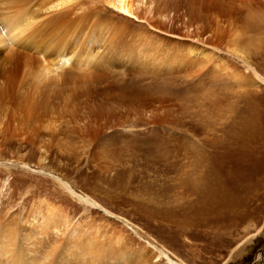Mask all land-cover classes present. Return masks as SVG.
<instances>
[{"label":"bare ground","instance_id":"1","mask_svg":"<svg viewBox=\"0 0 264 264\" xmlns=\"http://www.w3.org/2000/svg\"><path fill=\"white\" fill-rule=\"evenodd\" d=\"M222 52L241 63L246 71L239 72L227 63L216 62ZM0 53V123L2 129L8 128L9 124L14 126L18 135L30 131L33 120L39 124L37 114L40 110L48 113V110L55 109L64 117L73 112L72 117L68 115L67 121L66 118L64 121L60 119L57 125L54 123L59 119L50 120V126L48 120L45 121L52 141H93L98 137L101 146L97 153H109L115 139L121 141L134 136L125 125L112 127L115 124L108 125L109 121H106L126 98L132 95L131 99H136L140 95L141 89L137 88L136 96L122 86L132 76L138 82L147 79L145 86L183 79L191 83L193 89L204 91L203 99L198 101L205 110L223 107L226 99L225 93L221 92L226 87L234 84L238 89L242 87L245 108L250 113L240 121L251 132L250 142L263 133L260 125H263L264 115L259 114L254 96L264 91V77L253 65L256 59L264 60V0H0ZM33 59L43 64L41 70L22 67L23 63L31 64ZM15 84L24 85L21 95L18 94L20 89L16 92L17 88L14 91L17 95L12 93ZM144 93L143 96L147 91ZM138 98L135 101L141 100V104L150 99ZM164 98L160 99V104L155 103V107L159 105L158 109L162 110L163 101L168 100ZM156 99L158 102V97ZM146 104H142V108ZM168 109L161 113L156 108L161 114L146 110L149 111L147 116L149 120L155 116L163 120L173 112ZM76 113L78 117L81 115L79 119ZM43 160L38 158V164H43ZM44 168L40 167L39 171H48ZM197 174L191 182L185 180L184 192L198 196L199 205L204 202L212 204L213 197L219 200L215 196L218 186L211 181L214 179L220 184L215 172L208 177L209 185L206 181H197L201 176ZM52 180L66 194L80 200L84 211L94 208L106 212L88 194L77 193L69 179L54 176ZM8 196L9 185L3 181L0 218L9 223L3 210ZM24 200L21 197L20 202ZM41 206L38 210H31L25 221L28 226L19 229L21 240L16 241L17 234L7 233L1 228L3 225L0 226V264H78L80 259L74 257L75 254L56 256L53 248L42 253L36 247L43 240L59 243L74 232L86 238L82 240L81 248H76L84 249V255L89 258L99 256V252L88 249L98 243L99 247L106 244L115 253L111 258L117 259L119 264H158L159 261L183 264L182 260H174L166 250L148 241L129 249L134 243H125L123 234L109 222L90 218L80 224L79 219L70 218V211L62 209L60 204L44 201ZM23 245L30 247L23 249ZM89 261L86 260L87 264Z\"/></svg>","mask_w":264,"mask_h":264},{"label":"rangeland","instance_id":"2","mask_svg":"<svg viewBox=\"0 0 264 264\" xmlns=\"http://www.w3.org/2000/svg\"><path fill=\"white\" fill-rule=\"evenodd\" d=\"M222 53L216 62L227 63L239 72L246 71L241 63ZM38 61L33 59L31 64L23 63L22 67L41 70L43 64ZM253 66L264 77V60L256 59ZM134 79L132 76L122 85L124 90L136 95L135 92L141 89L140 95L136 96L144 100L150 98L142 100V104L148 105L142 108L141 100L137 102L138 97L131 99V95L115 107V113L108 115V125H125L134 135L121 141L115 139L109 153H97L101 146L98 137L93 141L69 139L65 143L53 142L51 131L46 127L47 124L50 126L48 122L59 119L54 123L57 125L64 118L66 121L69 119V114L64 117L55 109H52L55 113L40 110L37 114L39 124L33 120L36 125L31 124L29 128L33 136L28 133L30 131L18 135L10 124L2 129L3 124L0 123V189L3 181L8 183L9 196L3 210L5 219L10 220L4 223L0 218L1 228L12 235L17 234L18 241L19 229L28 226L25 221L31 210H38L45 201L60 204L62 209L70 211L69 217L79 219L80 224L90 218L109 222L123 234L125 243H134L129 249L138 248L148 241L166 250L174 260H182L183 264H264V122L260 125L262 136L250 142L251 132L240 121L249 112L243 101L245 90L242 92L243 88L238 89L235 84L226 87L221 92L225 93L226 99L222 109L205 110L198 101L203 99L204 91L193 89L191 83L183 79H171L158 86H145L147 79L143 82ZM23 88V84H15L12 93L20 89L18 94L21 95ZM164 97L168 100L163 101L162 110L158 109L159 105L155 107V103L160 104ZM254 97L259 114L262 112L264 115V91ZM165 107L169 108L167 111L173 110L171 116H163L164 121L156 116L155 120L153 117L149 120V111L161 114ZM73 115L72 112L71 117ZM25 133L27 137H24ZM38 158H44L43 164H38ZM40 167L43 170L46 167L48 171H39ZM196 172L201 174L197 181H206L208 185V177L215 172L220 184L214 179L211 181L218 186L215 196L219 200L213 197L212 204L204 202L199 205L198 196L184 192V182H191L198 176ZM52 175L72 181L77 193L88 194L106 212L94 208L84 211L81 201L66 194L52 180ZM21 197L25 199L22 203ZM83 237L74 232L59 243L43 240L36 247L42 253L53 248L56 256L75 254L74 257L80 259L78 264H87L88 259L90 264H119L117 259L111 258L115 253L106 244L99 247L97 243L88 248L91 252H99V256L89 258L84 255V249H78L86 239ZM23 246V249L30 247ZM158 264L166 263L159 261Z\"/></svg>","mask_w":264,"mask_h":264}]
</instances>
